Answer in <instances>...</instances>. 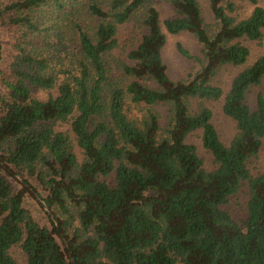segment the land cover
I'll use <instances>...</instances> for the list:
<instances>
[{"label": "trees", "instance_id": "trees-1", "mask_svg": "<svg viewBox=\"0 0 264 264\" xmlns=\"http://www.w3.org/2000/svg\"><path fill=\"white\" fill-rule=\"evenodd\" d=\"M206 2L209 22L198 0H0V264H264V173L249 170L264 96L248 101L264 0ZM179 33L199 69L173 81L161 49ZM209 102L233 123L225 142ZM31 186L47 226L23 206ZM242 188L236 219L225 206Z\"/></svg>", "mask_w": 264, "mask_h": 264}, {"label": "rangeland", "instance_id": "rangeland-1", "mask_svg": "<svg viewBox=\"0 0 264 264\" xmlns=\"http://www.w3.org/2000/svg\"><path fill=\"white\" fill-rule=\"evenodd\" d=\"M207 0H198L199 5L202 8L203 15L206 21H210L211 17L207 7ZM264 6V4H263ZM158 8L160 11L161 18L170 17V12L165 3H159ZM4 40L10 38L11 33L5 31L0 34ZM177 47L183 49L190 56H198V46L196 41L186 33H179L176 35H167L165 34V43L161 49V57L164 63V66L167 68V76L173 80H185L190 75L196 73L199 69V66L196 63L188 58L181 56L178 52ZM250 48V57L253 58L259 54L264 49V39L260 45L257 44H248ZM251 60V59H250ZM237 69L228 68L223 71L221 76H219V81L223 84L227 83L229 78L236 73ZM257 92H260L264 96V81L260 87L253 89L251 95H249V103L252 104L253 95ZM220 102H209L207 106L212 112V124L218 133V136L224 142L228 140L233 131V123L226 116H223L221 113ZM190 143L196 146L198 156L202 160V165L206 170L211 169V157L210 155L203 150L201 146V141L199 140V135L196 133L190 136L187 139ZM250 173L253 175L264 173V143L257 154L256 158L249 164ZM14 192L18 191L21 188L20 179H13L12 177L6 176ZM32 185V184H31ZM35 189V194L30 190L32 196L25 194L23 198V206L27 208L31 214L35 217V220L41 224L47 226L46 216L48 215L47 209L44 207V204L41 202V198L45 196V193L34 186H31ZM246 198L245 188H242L236 195L234 194L229 198V201L226 203L225 208H227L231 214L235 216L236 219H240L244 216L243 205ZM47 214V215H46Z\"/></svg>", "mask_w": 264, "mask_h": 264}]
</instances>
